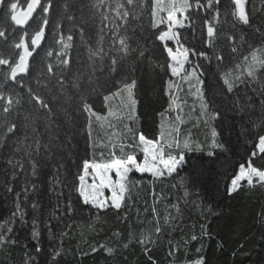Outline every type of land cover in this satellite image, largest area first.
<instances>
[{"label": "trees", "instance_id": "obj_1", "mask_svg": "<svg viewBox=\"0 0 264 264\" xmlns=\"http://www.w3.org/2000/svg\"><path fill=\"white\" fill-rule=\"evenodd\" d=\"M117 2L126 4V0H105L99 11L113 20ZM190 2L193 3L190 19L194 27L182 29V36L186 46L208 53V58L190 56V60L192 64L202 66L199 71L204 73L206 97H215V107L220 112L217 120H208L207 124V117L201 114L200 103L190 91L188 82L170 77L161 67L166 63L167 53L156 36L166 26L152 27V0L143 4V11L140 7L129 8L137 13L135 20L130 18L131 28L135 29L134 34L131 30L128 34L131 46L142 50L143 56L137 52L134 57H129L123 69L117 66L116 73L107 70L97 73L92 77L96 91L88 94L96 111L102 114H106L109 108L119 111V103L114 104L112 99L106 107L103 96L115 91L117 81L123 82L125 76L129 80L134 78L138 101L134 117L122 123L113 117L102 122L92 117L90 138L86 129L87 114L78 111V94L75 89L68 88L76 75L82 78L90 75L92 62L88 59V49L98 46L101 28L108 23L102 22L98 13L93 15L91 5L95 0H51L45 39L40 49L34 52L28 73L22 76L23 87L4 79L7 66H0V89L6 95L16 94L21 100L6 119L0 111V226L12 227L11 236L17 241L0 245V264H192L201 257L203 264H264V186L255 181L253 186L242 183L237 192L231 196L227 194L240 164H246L259 136L264 135L261 130L264 125V70L258 71L254 79L238 83L227 95L221 92L219 80L223 73L243 63V56L249 55L252 48L264 47V0H246L249 25L230 15L234 8L231 0H220L218 22L213 20L215 5L207 11L204 8L197 10L195 0ZM47 3L48 0L42 2ZM201 3L206 4L207 0H201ZM6 12L3 3L0 25L4 23ZM34 19L39 21L41 16L35 14ZM205 19L217 29L212 47L205 43ZM57 24L61 27L57 28ZM30 25L27 26L29 32L35 23L31 21ZM21 32L19 28L13 31L9 27L8 39H0V55L20 51L13 49L12 43L19 39ZM59 32L65 37L68 34L73 36L72 47L68 49L70 63L62 66L63 94L58 87L52 95H47L52 92L51 88L41 93L56 106L55 119L50 115L46 120L38 109L33 108L28 88L37 89V78L45 74L47 64L51 63L56 71L61 45L56 43L55 37ZM104 35L103 46L108 52L110 33L105 30ZM169 46L177 47L174 42H169ZM233 47L237 48L235 53ZM216 56H223V59L218 61ZM107 64L106 57V68ZM185 67L191 70V65ZM60 75L57 73L58 77ZM169 92L178 98L176 103L179 104V108L174 105L170 112L166 111ZM161 113H164L163 119ZM177 115L180 121L176 120ZM28 117H34V120H28ZM13 122L17 130L7 133L5 125ZM178 122L182 141L188 140L193 150L185 151L186 162L175 173L160 178L147 173H131L130 179L139 183L130 184V191L126 192L119 210L110 207L95 209L82 203L74 185L78 184L77 176L83 160L100 159L101 153L105 158L109 157L114 144L118 152L121 137L128 135L123 124L149 137H158L161 123L165 129L166 124L176 127ZM211 127L216 128V141L223 144V148L210 147ZM34 128L37 129L35 133ZM33 135L43 144H52L51 152H40L34 157L37 163L35 175L33 160L29 158ZM197 144L200 150L195 149ZM209 151L215 154L209 156ZM138 157L141 159L142 153H138ZM253 159L256 166H264V159L260 156ZM193 171L200 177L196 188L187 178ZM69 201L74 209L71 214L67 212ZM34 203L36 208L32 207ZM17 204L25 213L23 219L19 214L13 216ZM157 220L162 229L158 236L153 228ZM33 221L37 222L35 229L40 233L38 240L32 237ZM149 229L152 230L153 243L148 245L149 251L146 252L144 246L136 242V237ZM2 231L4 228L0 227ZM193 235L197 239L193 240ZM37 244L41 248L39 253L36 252ZM124 244L128 247L125 248ZM108 248L112 249L111 253ZM53 249L60 252L55 260L52 259Z\"/></svg>", "mask_w": 264, "mask_h": 264}, {"label": "snow or ice", "instance_id": "obj_2", "mask_svg": "<svg viewBox=\"0 0 264 264\" xmlns=\"http://www.w3.org/2000/svg\"><path fill=\"white\" fill-rule=\"evenodd\" d=\"M146 2L147 0H126V4L117 2L114 9L116 18L113 20H109V16L105 12L99 11V9L104 7L105 0H95V3L91 5L94 10L93 15L98 13L102 18V22L107 21L108 23H104L101 28L98 46L95 49H88V59L92 62L90 75L87 78H82L79 74L76 75L68 88V90L75 89L78 94L80 102L78 111L87 114L86 129L89 138L91 137L92 117H95L98 122L104 121L107 117H113L121 123L134 117L138 103L135 94L137 81L134 78L129 80L125 76L123 82L117 81L118 87H116L115 91L103 96L106 107L109 100L119 98V111L114 112L110 108L106 114L96 111L88 99V94L96 91L92 77L97 73H104L106 70L109 73H116L117 66L119 65L123 69L129 57H134L137 52L143 56L142 50L131 46L128 34L130 30L134 34L135 29L131 28L130 18L131 20H135L137 13L134 10L130 11L129 8L140 7L141 11H143V4ZM0 3H4L7 8L4 23L0 25V39H8L9 27H12L13 31L16 28L22 30L19 39L12 43V48L20 51L8 56L0 55V66H7L4 79L20 83L21 87H23L22 74L28 73L30 58L45 39V30L49 25L47 14L52 6L51 0H48L46 5L42 4L41 0H0ZM231 3L234 5V8L230 15L234 16L240 23L249 25V15L245 9L246 0H231ZM219 4L220 0H207L206 4H202L201 0H195V8L197 10L204 8L207 11L213 9L215 5L213 20L217 22L220 16ZM38 7L41 10L40 13H37ZM109 9L113 10L111 5H109ZM192 9L193 3L190 0H152L150 15L153 28L159 29L160 25H166V28L159 30L156 36V39L163 44V50L167 53L166 63L161 67L166 74H170V77H179L181 80L188 82L190 91H192L200 103L201 114L207 117L205 120V124H207L208 120H217L220 117V112L215 107V97H206L203 87L204 80L202 79L204 73L199 71L202 66L192 64L190 60V56L208 58V53L206 51H198L195 47L186 46L187 42L182 36V29L194 27V22L190 19V10ZM34 13L41 16L39 21L34 19ZM161 13L164 15H161ZM68 19L74 20L75 18L68 17ZM29 21L35 23V27L32 28L31 32L25 27H31ZM204 24L207 26L205 43L208 47H212L217 36V29L207 19L204 20ZM56 27L60 28L61 25L57 24ZM105 30L110 33V48L108 52H105L103 46ZM80 31L83 33V27L80 28ZM55 39L56 43L61 45L60 51L57 53L58 67L56 71H54L51 63L47 64L44 70L45 74L37 78V89L28 88V98L32 102L33 108L38 109L46 120L50 115L55 119L54 109L56 106L52 103L51 99L41 93L44 89L51 88L52 92H49L47 95H52L58 87L61 90V94H63V90H65V78L62 75V66H67L70 63L68 49L72 47L70 42L73 40V36L68 34L65 37L63 32H59ZM231 39L234 42L235 38L232 37ZM169 42H174L177 47L175 49L170 47ZM236 51L237 48L233 47L232 52L235 53ZM48 55L51 56L52 52L49 51ZM106 57L108 60L107 68L105 67ZM216 59L218 61L222 60L223 56H216ZM242 59L243 63L236 64L234 69L223 73L219 77L221 81L220 90L225 95L232 93L238 83L244 82L245 79H254L258 71L264 70V47L252 48L250 54L243 56ZM186 64L191 65L190 71L185 67ZM57 73H61V75L58 77ZM18 76L21 77L19 80ZM42 81H46V83L42 84ZM53 81H55L54 84L52 83ZM193 81H195V84L192 83ZM168 87L169 89L172 88L171 79H169ZM85 88H87V92ZM169 96V108L166 111L170 112L173 110L174 105L176 108H179V104L176 103L178 98L174 97L171 92H169ZM0 102H2L0 103V111L5 114L6 119L8 114L16 110L15 106L19 105L21 100L16 94L8 93L6 95L5 91L0 89ZM160 115L163 119L164 113ZM27 119L34 120V117H28ZM180 119V116L177 115L176 120L180 121ZM101 126L103 125L101 124ZM5 127L7 133H13L17 130L15 122L6 124ZM109 127H111V123ZM123 127L126 129L128 135L121 137L118 152L114 144L113 151L109 157L105 158L103 153H101L100 159L83 160L81 172L77 176L78 184L74 185V187L84 205H90L95 209L110 207L119 210L126 198V192L130 191V184L139 183V181L133 182L130 179L131 173L136 172L141 175L147 173L154 178L164 177L165 174L171 176L178 168L185 164V151L193 150V145L188 140L181 141L175 137L171 139L166 138L163 123L160 125L161 131L158 137H149L144 132H139L128 124H123ZM261 130L264 131V125L261 126ZM36 131L37 129L34 128L33 132L35 133ZM172 131L177 132L178 129L173 127ZM210 135L211 148L224 147L223 144H218L216 141L218 133L215 127L210 128ZM29 149V158L33 160L32 169L33 175H35L37 163L34 157L40 152H44L45 154L51 152L52 144H43L38 137L33 135L32 144L29 145ZM195 149L200 150V145H195ZM254 149L246 164H240L238 173L231 179V185L227 188L229 196L237 192L242 186V182L245 181L249 186H253L254 181L264 186V166H256L253 159L258 156L264 159V155H261L264 154V135L259 136L258 144L254 145ZM138 153H142L143 159H139ZM214 154L212 151L208 152L209 156ZM21 170H23L22 167ZM86 177H90V183L86 181ZM187 178L190 180L191 186L196 188L200 177L193 171L189 173ZM8 190L11 191V188ZM27 191L25 189V195H27ZM106 193H110V195H106ZM187 195L188 192L186 191L185 196ZM32 207L36 208L37 205L34 203ZM73 210L72 203L69 201L67 206L68 214H71ZM152 212L154 215L156 214L155 207L152 208ZM17 214H19L21 219L25 215L20 210L19 204H17V211L13 213V216L15 217ZM36 223V221H33L32 237L38 240L40 233L35 229ZM0 227L4 228V231L0 232V245L17 243L11 236L13 232L12 227ZM153 228L157 236L162 231L158 220L153 224ZM192 239L195 240L197 237L193 235ZM136 242L143 245L146 252L149 251L148 245L153 243L152 230L149 229L146 233H142L136 237ZM124 247L127 248L128 244H124ZM40 251L41 248L37 244L36 252L39 253ZM107 251L111 253L112 249L108 248ZM52 252V259L55 260L60 255V252L55 249ZM192 264H203V258H197Z\"/></svg>", "mask_w": 264, "mask_h": 264}, {"label": "rangeland", "instance_id": "obj_3", "mask_svg": "<svg viewBox=\"0 0 264 264\" xmlns=\"http://www.w3.org/2000/svg\"><path fill=\"white\" fill-rule=\"evenodd\" d=\"M245 9H246V3H245ZM161 14H162V13H161ZM165 26H166V25H165ZM174 78L179 79V77H174ZM111 101H112L114 104H118V103H119V98H114V99H112ZM179 126H180V123H179V122L177 123V126H176V127H175V126H171V125H169V124H166V127H165V129H164L165 137L168 138V139H171V138L175 137V138H178L179 140L182 141V136H181V134L179 133ZM173 127L176 128V129H178V131H177V132H173V131H172ZM174 154H175V153H174ZM141 159H143V157H142ZM86 181L90 183V182H91L90 177H86ZM242 183H246V184H247L246 181H245V182H242ZM247 185H248V184H247ZM106 195H110V193H106ZM107 208H108V207H106V208H104V209H107ZM104 209H101V210H104Z\"/></svg>", "mask_w": 264, "mask_h": 264}, {"label": "water", "instance_id": "obj_4", "mask_svg": "<svg viewBox=\"0 0 264 264\" xmlns=\"http://www.w3.org/2000/svg\"><path fill=\"white\" fill-rule=\"evenodd\" d=\"M43 2V0H41V3ZM2 6H3V3H0V11H1V8H2ZM40 8L38 7L37 8V12H38V10H39ZM35 14L36 13H34V16H35ZM30 22L31 21H29V24H30ZM25 27H27V26H25ZM42 43H43V41L41 42V45L35 50V52L37 51V50H39L40 49V47L42 46ZM34 54V53H33ZM33 57V56H32ZM32 57L30 58V61H31V59H32ZM24 75H26V74H22V76H24ZM20 77L18 76V79H19Z\"/></svg>", "mask_w": 264, "mask_h": 264}]
</instances>
